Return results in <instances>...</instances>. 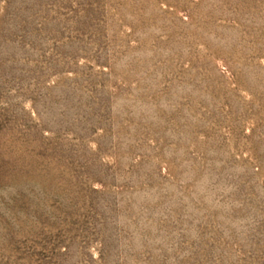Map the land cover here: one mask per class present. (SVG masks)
<instances>
[{
	"label": "rangeland",
	"instance_id": "obj_1",
	"mask_svg": "<svg viewBox=\"0 0 264 264\" xmlns=\"http://www.w3.org/2000/svg\"><path fill=\"white\" fill-rule=\"evenodd\" d=\"M0 264H264V0H0Z\"/></svg>",
	"mask_w": 264,
	"mask_h": 264
}]
</instances>
